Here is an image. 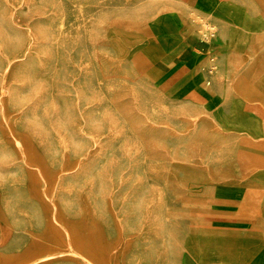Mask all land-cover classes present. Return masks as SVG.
Here are the masks:
<instances>
[{"label":"rangeland","instance_id":"rangeland-1","mask_svg":"<svg viewBox=\"0 0 264 264\" xmlns=\"http://www.w3.org/2000/svg\"><path fill=\"white\" fill-rule=\"evenodd\" d=\"M239 79L264 99V0H0V183L6 221L39 240L27 263L93 264L95 236L110 264H198L192 237L208 264L230 238L264 243V192L247 206L258 185L240 171L264 159V117Z\"/></svg>","mask_w":264,"mask_h":264},{"label":"bare ground","instance_id":"bare-ground-1","mask_svg":"<svg viewBox=\"0 0 264 264\" xmlns=\"http://www.w3.org/2000/svg\"><path fill=\"white\" fill-rule=\"evenodd\" d=\"M226 2V1H225ZM70 3V2H69ZM75 3V2H74ZM40 5V4H39ZM236 5V4H235ZM222 6V5H221ZM227 7V6H226ZM240 7V6H239ZM22 9V8H21ZM53 9V7H52ZM239 10V9H238ZM23 11V10H22ZM231 15V14H230ZM196 18H198L199 20L203 21L205 24L209 25V29L210 30H215L216 29V25L213 24L212 21L209 20L208 16L204 13H195ZM57 17V16H56ZM244 18V17H243ZM2 20V19H1ZM241 22V21H240ZM234 24V23H233ZM6 27V26H5ZM4 27V28H5ZM7 31V30H6ZM50 31V30H49ZM7 33V32H4ZM41 33V32H40ZM44 33V32H43ZM3 34V33H2ZM14 34V33H13ZM45 34V33H44ZM12 35V34H11ZM6 36V34H5ZM9 36V34L7 35V37ZM14 36V35H13ZM21 36V35H20ZM65 36V35H64ZM4 38V37H3ZM4 42V41H3ZM57 43V42H56ZM22 44V43H21ZM58 45V44H57ZM156 47L153 46L152 47H147L145 49L144 55H143V62L141 64V66H145L147 64L152 63L151 61V52L152 50H154ZM179 49H183V45H181L179 47ZM58 50V49H57ZM237 50L242 52V54L246 55V49L243 48V45L239 44L237 46ZM58 54V53H57ZM61 57V56H60ZM160 60H158L157 66L158 67H164V65L162 64V58H163V53L160 55ZM155 61V60H154ZM94 63V61H93ZM92 65V64H91ZM57 66V65H56ZM140 66V67H141ZM59 67V66H58ZM57 67V68H58ZM56 70V68H55ZM52 71V70H51ZM57 71V70H56ZM56 73V72H55ZM51 74V73H50ZM49 74V75H50ZM35 76V75H34ZM56 76V75H54ZM95 76V75H94ZM29 77V76H28ZM55 78V77H54ZM53 80V79H52ZM56 81V80H55ZM55 85V84H54ZM57 85V84H56ZM33 86V85H32ZM53 86V85H51ZM234 90L238 93V95L243 99L244 102L246 103H255L256 101H259L260 103V108H259V113H257L256 115L252 116V120L256 119H262L264 117V99L262 98H258V97H254L252 95H250L248 89H247V85L246 82L243 79H239L238 81H236L234 83ZM27 88V87H26ZM30 88V87H29ZM53 88V87H52ZM57 88V87H56ZM32 89V88H31ZM55 90V89H54ZM104 90V89H103ZM42 92V91H41ZM44 92V91H43ZM45 93V92H44ZM43 96V95H42ZM104 96V95H103ZM22 98V97H21ZM103 98V97H102ZM44 101V100H43ZM86 101V100H85ZM100 104V103H99ZM41 106V105H40ZM98 107V106H97ZM100 107V106H99ZM43 108V106H42ZM41 108V109H42ZM104 108V107H103ZM43 110V109H42ZM45 111V110H44ZM97 111V110H96ZM121 118V116H120ZM90 119V118H89ZM136 120V117H135ZM113 123V121H112ZM127 124V123H126ZM59 128V126H58ZM131 130V129H130ZM200 132V131H199ZM130 133V132H129ZM142 134V133H141ZM58 136V134H57ZM201 136V135H200ZM59 137V136H58ZM133 137V135H132ZM63 138V137H62ZM134 138V137H133ZM132 138V139H133ZM205 138V137H204ZM207 138V136H206ZM70 139V137H69ZM105 139V138H104ZM227 139V138H226ZM65 140V139H64ZM213 140V139H212ZM120 141V140H119ZM216 142V140H214ZM228 141V140H227ZM235 141V139H234ZM233 141V142H234ZM25 144V149H26V156H27V160L30 161V163L33 166H36L37 168H39V171H41L43 177L48 180L49 179V175L47 174V168L46 166L42 165V159H40L41 155L39 150L36 147V144L33 143L34 141L31 140V138H26L24 141ZM232 142V143H233ZM120 143V142H119ZM224 144V143H223ZM106 145V144H105ZM233 145V144H231ZM60 146V145H59ZM88 148V147H87ZM96 148V147H95ZM104 149V147H103ZM110 150V149H109ZM112 151V150H111ZM119 152V151H118ZM83 154V153H82ZM110 154V153H109ZM121 154V153H120ZM1 155V153H0ZM104 155V154H103ZM2 156V155H1ZM111 156V155H110ZM113 156V155H112ZM125 158V157H124ZM100 159V157H99ZM107 160V159H105ZM109 161V160H108ZM122 161V160H121ZM127 161V160H126ZM106 162V161H104ZM133 162V160H132ZM129 163V162H128ZM2 165V163H1ZM98 165V164H97ZM99 166V165H98ZM1 167V166H0ZM97 167V166H96ZM101 168V166L99 167ZM144 168V167H143ZM1 169V168H0ZM145 169V168H144ZM97 170V169H96ZM101 170V169H100ZM240 171L242 173V175L244 177H248L252 179V182H255L258 186L256 188H251L249 189L248 193L246 194V198H245V204L247 206H251V205H257L261 202L262 200V193L264 192V159L260 160V161H256L255 163L252 164H247V166H243L241 165L240 167ZM89 172V171H88ZM32 173V172H30ZM118 174V173H117ZM140 174V173H139ZM34 174H31L30 176H32V184H36L38 183V181L36 180L37 178L33 177ZM99 176V174L97 175ZM138 176V175H136ZM90 177V176H89ZM121 177V176H120ZM132 177V176H131ZM73 178V177H72ZM119 177H117L116 179H118ZM135 179V176H134ZM100 180V179H99ZM79 181V180H78ZM133 181V180H132ZM136 181V180H135ZM119 182V181H118ZM121 183V182H120ZM129 183V182H128ZM72 184V183H71ZM132 184V182H131ZM102 185V184H101ZM102 187V186H101ZM128 188V187H127ZM136 188V187H135ZM130 190V189H129ZM102 197V196H101ZM133 198V197H132ZM123 200V199H122ZM127 202V201H126ZM137 202V201H136ZM142 202V200H141ZM7 205V204H4ZM131 207V206H129ZM132 208V207H131ZM143 208V207H141ZM166 208V207H165ZM135 209V208H134ZM140 210V207L138 209V211ZM162 210V209H161ZM239 210V209H238ZM135 211V210H134ZM125 212V211H124ZM142 212V211H141ZM140 212V213H141ZM137 213V212H136ZM143 213V212H142ZM165 213V212H164ZM141 216V215H140ZM134 217V216H133ZM164 217V215H163ZM136 217H134L135 219ZM142 220V218H140ZM210 219V218H209ZM212 219V218H211ZM214 219V218H213ZM237 219V218H236ZM133 220V219H132ZM163 220V219H162ZM31 221V220H30ZM131 221V220H130ZM136 221V220H135ZM220 221V220H219ZM134 222V221H133ZM138 222V221H137ZM136 222V223H137ZM167 222V221H166ZM154 223V222H153ZM160 223V222H159ZM167 226L169 225L168 223H166ZM162 225V224H161ZM165 225V224H164ZM141 226V225H140ZM135 227V226H134ZM134 227L132 226V228L134 229ZM164 228V226H162ZM169 229V228H168ZM164 230V229H162ZM168 231V230H167ZM161 234V233H160ZM163 234V232H162ZM168 234H170L168 232ZM167 234V235H168ZM162 236V235H161ZM165 236V235H163ZM75 235H73L72 240L75 239ZM169 237V236H168ZM166 238V237H163ZM53 240L56 244H61L59 246H66V238L65 236L61 233V232H56ZM89 244L86 246V248H84V257L89 259L91 262H93V264H110L112 262V256L113 254L111 253L112 248L111 246H108L107 244H105L102 240H100V237L95 236V237H90L89 239ZM162 240V239H161ZM169 240V238H168ZM88 242V240H86ZM166 241V240H165ZM162 242V241H161ZM263 241L260 240L257 237H252V236H244V237H239L236 236L235 238H230L229 241H227L228 245L227 247H218V249L220 248V259L222 264H251L254 259H256L259 251L261 250V248L264 246L262 243ZM150 243V242H149ZM163 243V242H162ZM168 243V241H167ZM75 245V250H77L78 252L79 249L81 248V243H77L74 242ZM153 246V245H152ZM158 246V245H157ZM221 246V245H219ZM187 248L188 251L191 255V258L193 257V259L198 263V264H208V261L205 256L200 255V251H201V244L198 243L196 241V238L192 237L189 239V241L187 242ZM154 249V248H153ZM163 249V248H162ZM172 249V248H171ZM152 250V249H151ZM157 250V249H154ZM152 253V251H150ZM170 252V251H169ZM154 253H156L154 251ZM157 256V255H155ZM154 256V257H155ZM201 256V257H199ZM158 257V256H157ZM173 258V257H172ZM168 260V259H167ZM167 263V262H166ZM186 263V261H185ZM192 263V260H191ZM168 264V263H167Z\"/></svg>","mask_w":264,"mask_h":264},{"label":"crops","instance_id":"crops-1","mask_svg":"<svg viewBox=\"0 0 264 264\" xmlns=\"http://www.w3.org/2000/svg\"><path fill=\"white\" fill-rule=\"evenodd\" d=\"M16 148L21 150L19 144ZM0 204H2L0 206V263L29 264L27 262L30 260H32V262L41 260L43 257L30 253L35 247V245H33L35 244L33 240H39L37 238H33L32 236H28L29 239L27 240H21L20 237L22 233L18 232L20 229L13 223L6 221L10 211V205L4 201L3 187L1 186V183Z\"/></svg>","mask_w":264,"mask_h":264}]
</instances>
